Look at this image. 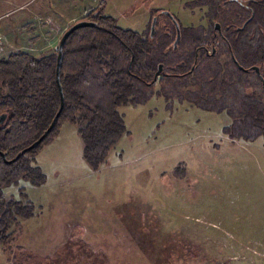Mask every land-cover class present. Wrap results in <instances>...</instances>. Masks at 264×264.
I'll list each match as a JSON object with an SVG mask.
<instances>
[{
  "label": "rangeland",
  "instance_id": "obj_1",
  "mask_svg": "<svg viewBox=\"0 0 264 264\" xmlns=\"http://www.w3.org/2000/svg\"><path fill=\"white\" fill-rule=\"evenodd\" d=\"M101 1L103 16L142 35H149L155 11L171 13L184 27L219 23L196 7L203 0ZM89 4L38 0L0 13V59L56 53ZM121 113L127 133L99 169L86 162L70 123L28 156L45 183L4 191L18 201L27 194L35 217L21 224L10 247L0 244V264H264V140L230 139L223 133L232 123L226 113L178 101L169 109L159 96Z\"/></svg>",
  "mask_w": 264,
  "mask_h": 264
},
{
  "label": "trees",
  "instance_id": "obj_2",
  "mask_svg": "<svg viewBox=\"0 0 264 264\" xmlns=\"http://www.w3.org/2000/svg\"><path fill=\"white\" fill-rule=\"evenodd\" d=\"M200 2L196 7H205L207 17L219 22L222 32L214 25L208 30L184 27L175 16L182 35L177 50V29L162 12L154 13L158 21L152 38L153 20L149 35H142L103 16L102 5L92 10L81 21L96 26L76 31L64 47L61 84L65 107L55 128L12 164L5 163L1 153L9 161L15 159L41 138L60 108L57 52L39 58L17 52L0 59V244L10 247L21 224L35 217L27 194L20 192L18 201L4 191L21 182L45 183L41 168L32 166L28 156L58 137L64 123L78 130L84 158L93 169L108 164L127 133L121 110L144 106L154 96L164 98L169 109L178 101L208 113H226L232 123L223 133L230 139L264 140V88L260 76L251 70L259 67L264 79V0ZM257 26H263L262 33ZM254 31L258 36L253 37ZM223 56L229 61L221 62ZM160 66L163 74L156 81ZM250 85L260 87L259 93L247 92ZM176 174L184 178L185 169L178 168Z\"/></svg>",
  "mask_w": 264,
  "mask_h": 264
},
{
  "label": "water",
  "instance_id": "obj_3",
  "mask_svg": "<svg viewBox=\"0 0 264 264\" xmlns=\"http://www.w3.org/2000/svg\"><path fill=\"white\" fill-rule=\"evenodd\" d=\"M162 13L165 16H167L168 18H170V20L173 22V24L175 25V27L177 29V37H176V40L174 42V50H177L178 45H179L181 38H182L180 25L171 13H169L167 11L162 12ZM157 21H158V17H155L153 19V22H152V26H151V37L152 38L154 37V35L156 33ZM95 26H96V24L94 22H91V21H79V22L73 24L71 27H69L65 31V33L63 34V36L59 42V45L56 48V50H57L56 82L58 84L59 93H60V108H59L56 116L54 117L51 125L49 126L47 131L41 136V138L38 141H36L33 145L24 149L15 159L9 161L7 159V156L5 154L1 153V156L3 157L5 163L12 164V163L16 162L18 159H20L22 156L26 155L27 152L34 150L37 146H39L50 135V133L55 128V126H56V124H57V122H58V120H59V118H60V116L64 110V107H65V95H64L62 84H61V69H62V62H63L64 47H65L68 39L76 31H78L80 29H84V28H93ZM215 30L220 32V33L222 32V28H221V25L219 23L215 24ZM214 54H215V51H213V55ZM238 68L240 70H244V68H242L239 65H238ZM251 70L254 72H257V74L260 76V78L262 79L263 88H264V79L261 77L260 68L259 67H253ZM246 71L249 72V70H246ZM162 74H163V67L160 66L159 70L155 76V80L157 81L159 79V77L162 76Z\"/></svg>",
  "mask_w": 264,
  "mask_h": 264
},
{
  "label": "crops",
  "instance_id": "obj_4",
  "mask_svg": "<svg viewBox=\"0 0 264 264\" xmlns=\"http://www.w3.org/2000/svg\"><path fill=\"white\" fill-rule=\"evenodd\" d=\"M36 1H38V0H0V13L6 12V11H11V10H16V9L26 7V6H30L31 4H33ZM78 1H81V0H78ZM87 1H90L89 5L91 7H93L91 9V11H92L100 5L99 3L101 0H87ZM90 12H88V14Z\"/></svg>",
  "mask_w": 264,
  "mask_h": 264
},
{
  "label": "flooded vegetation",
  "instance_id": "obj_5",
  "mask_svg": "<svg viewBox=\"0 0 264 264\" xmlns=\"http://www.w3.org/2000/svg\"><path fill=\"white\" fill-rule=\"evenodd\" d=\"M163 12H165V11H163ZM173 16H174V15H173ZM174 17H175V16H174ZM175 19H176V18H175ZM257 27H258V28H257V29H258L257 32L260 31V32L262 33V32H263V26H257ZM257 32L254 31L255 34H253V37H254V36H258V33H257ZM2 118H3V120H4V119L6 118V116L4 115V116H2Z\"/></svg>",
  "mask_w": 264,
  "mask_h": 264
}]
</instances>
